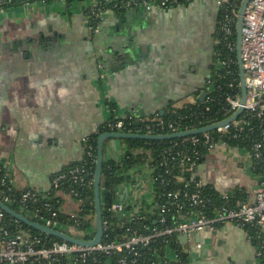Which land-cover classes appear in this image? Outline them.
<instances>
[{
  "label": "crops",
  "instance_id": "1",
  "mask_svg": "<svg viewBox=\"0 0 264 264\" xmlns=\"http://www.w3.org/2000/svg\"><path fill=\"white\" fill-rule=\"evenodd\" d=\"M217 2L133 7L123 17L109 10L97 32L89 0L28 2L1 14L0 164L10 167L16 189L47 192L54 174L82 161L85 138L112 116L107 102L117 117L148 118L194 101L211 72ZM105 144L107 157H122L120 140ZM194 172L203 185L244 191L249 200L258 186L249 154L227 145ZM117 193L133 207L130 216L154 201L148 181L122 184ZM61 209L71 213L76 203L64 195ZM181 243L192 264H261L248 233L234 225Z\"/></svg>",
  "mask_w": 264,
  "mask_h": 264
},
{
  "label": "trees",
  "instance_id": "2",
  "mask_svg": "<svg viewBox=\"0 0 264 264\" xmlns=\"http://www.w3.org/2000/svg\"><path fill=\"white\" fill-rule=\"evenodd\" d=\"M42 0H0V6L10 8ZM47 2L53 0H45ZM69 3L74 0H66ZM91 5L110 8L117 16L123 17L127 10L133 8L128 5L134 0H116L117 5L107 4L104 0H89ZM140 1V0H137ZM195 0H178L177 4H170L168 9L178 6H190ZM241 0H227L218 6L215 22L214 40L215 44L212 52V64L210 74L206 78L203 88L207 96L203 101L199 100L201 92L195 93V102H184L181 106L171 103L163 116L139 117L128 115L124 119L117 117L116 106L112 102H107L112 113L107 122L102 124L95 132L91 133L85 143V156L80 162L65 166L60 172L53 175V178L60 174H68L69 179L63 181L59 188H51L47 192L34 191L30 188L22 190L16 189L13 185L12 176L7 179L6 185L1 184V180L8 172V168L0 164V200L15 212L30 218L41 224L52 218L53 213H57V222L62 229L65 227H75L79 231L90 232L84 236L85 240H91L96 232V210L94 198V175L97 159V141L102 133H111L113 130L110 124L123 120L128 134L160 135L172 132L169 125H173L176 131H187L211 126L232 117L236 111L227 102L230 95H241L239 68L236 56V18L233 12H238ZM139 7V6H134ZM90 27L95 28L102 21L95 19L94 15L88 11ZM226 26L229 27L230 34L227 33ZM155 119H161L164 126H157ZM238 120H243V131L232 129L229 134H219L217 130L208 132L210 142L216 144H226L233 148L245 150L253 155V144L261 138L264 129V116L258 118L254 113H242ZM149 127V128H148ZM205 134H198L187 138H176L169 140H144V139H120L125 145V152L119 159L106 156V144L104 151V162L101 179V203L102 218L104 225L103 242H119L128 236L151 235L153 231L165 229L173 226L182 216H188L194 209H198L205 215L211 217L216 210L221 207L239 208L248 203V194L244 191L235 190L227 194L218 192L211 185L201 184L199 176L194 169L201 164L205 157L211 152L205 140ZM198 139L194 143L192 140ZM186 155L191 159L184 166L181 164V156ZM253 168L258 177L259 184L264 183L262 178V167L264 160L258 162L254 155L252 157ZM191 164L192 170L187 169ZM148 166L154 170L153 188L154 201L151 204H142L134 216L128 213L131 207H126L125 215H119L112 210L113 204L117 200L118 187L125 183H134V173L139 168ZM82 167L85 169L84 182H77L71 179V170ZM10 172V171H9ZM9 188H12L9 190ZM27 190L33 191L36 198L22 201V195ZM181 192L179 196L180 204L184 205L182 213L177 212L175 205L173 211L167 215L165 223L160 221V207L172 202L166 194L168 192ZM74 192L77 195H74ZM195 192L201 194L206 200L205 207H191L189 198L185 193L191 195ZM9 196L11 202H6L5 197ZM70 196L74 200H81L78 211L71 213L62 211L61 205L63 196ZM3 217L0 219V236L7 234L14 237L17 234L31 236L39 246H50L61 239L47 234H43L26 224L18 221L0 209ZM74 213V214H73ZM95 223V224H93ZM249 235L253 245L258 249L260 263L264 264V230L255 224L244 225L243 228ZM68 233V232H67ZM134 253H139L135 256ZM125 259L126 264H192L186 250H184L180 236L177 234L160 236L154 238L150 245L138 246L133 251H124L110 255L104 253H93L85 259L77 257L72 264H121L120 260ZM135 259V263L133 262ZM47 264V263H41Z\"/></svg>",
  "mask_w": 264,
  "mask_h": 264
},
{
  "label": "built area",
  "instance_id": "3",
  "mask_svg": "<svg viewBox=\"0 0 264 264\" xmlns=\"http://www.w3.org/2000/svg\"><path fill=\"white\" fill-rule=\"evenodd\" d=\"M10 2V0H6ZM105 5L112 4L117 5L116 0H104ZM227 0H218V6L226 2ZM242 1V0H241ZM39 2V1H38ZM42 2H47L42 0ZM178 0H134L129 2L130 6H143L148 9L158 8L168 9L170 4H177ZM27 4V3H25ZM11 8V7H10ZM9 8H3L0 6V15L5 13ZM90 12L94 15L95 19H99L103 21L105 12L111 10L110 8H102L98 7L97 4H92L89 8ZM234 17L237 19L238 12H233ZM101 25L98 24L95 28L91 27L92 31H98ZM228 34H230L229 27L226 26ZM242 61L245 72V85H246V100L245 103H241V95H230L227 98L228 104L231 106L233 110L236 112L240 107L243 106V113H254L258 118H262L264 116V0H250L248 7L245 12L244 22L242 27ZM124 119V118H120ZM153 122H156L157 126H164V122L161 119H155ZM243 120L232 121L231 123L220 127L217 130L219 134H229L232 129H238L239 131H243L242 127ZM112 132L114 133H127L125 132L127 128H125V124L123 120H119L116 123L110 124ZM149 128V127H148ZM169 129L172 131L170 133H176V129H174L173 125H169ZM261 138L256 140L253 144V155L254 158L259 162L264 160V129L261 132ZM206 143L209 146V150L213 151L218 145H226V144H216L210 142V136L205 134ZM86 141V138L85 140ZM194 143L198 142L197 138L192 140ZM228 146V145H227ZM246 154L252 158L253 155L243 150ZM125 152V151H124ZM123 152V153H124ZM191 159L186 155L181 156V164L184 166L186 163H189ZM4 165V164H3ZM6 166V165H4ZM191 164L188 171L192 170ZM7 174L1 180L2 185H6L7 179L12 176L11 169L9 166ZM10 171V172H9ZM262 178H264V167H262ZM71 179L74 181L84 182V173L85 169L82 167L75 168L70 171ZM153 174L154 170L145 166L143 168H139V171L134 173V177L132 178L134 183L142 182H150L153 187ZM69 179L68 174H60L53 178L51 183V188H59L63 181H67ZM202 184V183H201ZM12 188H9L11 190ZM154 192V188H153ZM181 192H168L166 196L172 200L170 204H164L160 207L161 210V219L162 223H165L167 220V215L173 211L174 206L176 205L178 210L177 212L182 213V209L184 208L183 204L179 202V196ZM76 196L77 193L74 192ZM185 196L189 198L191 207L199 208L206 206V200L201 196L200 193L195 192L191 195L185 193ZM253 199L248 201V203L244 204L239 208H228L221 207L216 210L215 214L211 217L205 215L198 209H194L188 216H182L179 218L176 224L173 226H168L162 230H154L151 235H133L126 237L123 241L119 242H106L103 240L101 243L97 244L93 247H83L76 244H71L66 241L56 242L50 246H39L35 243V241L31 238V236H27L24 234H17L14 237H9L7 234L4 236H0V264H72L73 260L77 257L85 259L87 256L93 253H104L107 255L113 253H120L124 251H133L138 246L146 247L150 245L151 242L154 241V238H158L160 236H169L173 234H177L179 236L187 235L188 237L194 234L203 235L207 233L214 232L219 228H224L225 226L234 225L239 228H243L244 225L247 224H255L260 226L264 230V183L259 184L253 191ZM227 198V194L224 195ZM22 201H27L28 199L36 198L35 193L31 190H27L22 195ZM6 202H11L9 196L5 197ZM74 200V199H73ZM76 203V211L79 210L81 205V200H74ZM126 208V204L117 201L113 204L112 210L119 215L124 216V210ZM74 214V213H73ZM3 217V214L0 213V219ZM57 213L52 214V218L45 221V226H49L52 228L61 227V225L57 222ZM95 224V223H93ZM62 228V227H61ZM57 229L59 231L64 232L76 239L85 240L84 236L87 234H92L93 232H84L79 231L75 227H65L64 229ZM95 236V235H94ZM94 238V237H93ZM92 238V239H93ZM91 239V240H92ZM90 241V240H86ZM197 249L202 247L201 244L195 246ZM257 256L260 255L258 249L256 248ZM189 257L191 254L190 249L187 251ZM135 256H139V253H134ZM135 259L133 262L135 263ZM121 264H126L125 259L120 260Z\"/></svg>",
  "mask_w": 264,
  "mask_h": 264
},
{
  "label": "water",
  "instance_id": "4",
  "mask_svg": "<svg viewBox=\"0 0 264 264\" xmlns=\"http://www.w3.org/2000/svg\"><path fill=\"white\" fill-rule=\"evenodd\" d=\"M250 0H242L241 5L238 10V15L236 19V56H237V64L239 68V77H240V87H241V103L244 104L246 100V85H245V72L243 67L242 61V27L244 22V16L246 9L248 7ZM207 96V92L203 91L200 96L198 97L199 100L203 101L204 98ZM244 111L243 106L239 108V110L230 118L215 123L211 126L187 130V131H179L176 133H168V134H160V135H142V134H128V133H102L97 141V159H96V167H95V175H94V198H95V210H96V232L95 236L92 240H79L76 239L68 234H65L62 231H59L55 228L45 226L39 222H36L30 218H27L14 210H12L9 206L4 204L0 200V209L3 210L8 215L12 216L13 218L17 219L18 221L26 224L27 226L50 236H54L56 238L61 239L62 241L69 242L71 244L80 245L83 247H93L97 244L101 243L104 237V225H103V218H102V203H101V179H102V171H103V162H104V151H105V143L108 140H120V139H144V140H169V139H176V138H187L191 136H195L198 134H204L211 131H214L220 127H223L232 121H235L239 115H241ZM163 113V112H162ZM187 235L180 236L181 240H187Z\"/></svg>",
  "mask_w": 264,
  "mask_h": 264
},
{
  "label": "rangeland",
  "instance_id": "5",
  "mask_svg": "<svg viewBox=\"0 0 264 264\" xmlns=\"http://www.w3.org/2000/svg\"><path fill=\"white\" fill-rule=\"evenodd\" d=\"M193 102H195V100H194V101H192V103H193ZM124 147H125V146H124Z\"/></svg>",
  "mask_w": 264,
  "mask_h": 264
}]
</instances>
